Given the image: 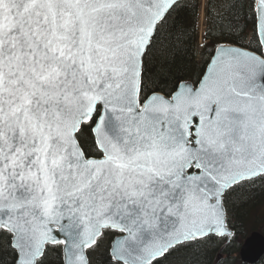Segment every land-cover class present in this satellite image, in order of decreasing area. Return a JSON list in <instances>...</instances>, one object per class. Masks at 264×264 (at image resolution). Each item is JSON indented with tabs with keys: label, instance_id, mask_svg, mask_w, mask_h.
Segmentation results:
<instances>
[{
	"label": "snow or ice",
	"instance_id": "obj_1",
	"mask_svg": "<svg viewBox=\"0 0 264 264\" xmlns=\"http://www.w3.org/2000/svg\"><path fill=\"white\" fill-rule=\"evenodd\" d=\"M199 8L0 0V264H202L236 238L228 203L264 183V0ZM201 24L189 79L169 57Z\"/></svg>",
	"mask_w": 264,
	"mask_h": 264
},
{
	"label": "trees",
	"instance_id": "obj_2",
	"mask_svg": "<svg viewBox=\"0 0 264 264\" xmlns=\"http://www.w3.org/2000/svg\"><path fill=\"white\" fill-rule=\"evenodd\" d=\"M227 2V0H213V3L219 4ZM201 9V1L199 0ZM208 0H206V4ZM215 11V9H213ZM242 23H244L242 21ZM244 29V41L242 46H248L252 42L253 28L252 21L246 22ZM204 37L205 45L199 49V29L195 34V39L191 45L181 44L172 51L169 59L170 67L173 72H181L186 74V78L195 79L197 75L206 67V63L210 58V53L214 45L213 38ZM207 49V50H206ZM165 56H169L165 52ZM205 56V59L204 57ZM229 218L231 223L237 229V236L232 239V243L224 250V255L219 261L218 249L223 243V239H213L207 243L204 248V255L201 258L202 264H249L242 261L239 247L243 239L250 234L253 229H259L264 232V186H255L241 190V194L234 197L227 205ZM195 264V261H194ZM255 264H264V257Z\"/></svg>",
	"mask_w": 264,
	"mask_h": 264
},
{
	"label": "water",
	"instance_id": "obj_3",
	"mask_svg": "<svg viewBox=\"0 0 264 264\" xmlns=\"http://www.w3.org/2000/svg\"><path fill=\"white\" fill-rule=\"evenodd\" d=\"M234 231L237 233L236 228H234ZM231 243L232 239H223V243L217 251L219 254L217 261H219L224 256V250ZM239 252L242 261H245L249 264H255L256 262L260 261L264 257V232L259 229H253V231L243 239V242L239 247Z\"/></svg>",
	"mask_w": 264,
	"mask_h": 264
},
{
	"label": "rangeland",
	"instance_id": "obj_4",
	"mask_svg": "<svg viewBox=\"0 0 264 264\" xmlns=\"http://www.w3.org/2000/svg\"><path fill=\"white\" fill-rule=\"evenodd\" d=\"M206 0H201V3H202V10H201V16H200V19L203 20V11H204V5L206 4L205 3ZM199 49H200V46L202 45V43L204 42V37H203V24H201V27L199 28ZM204 59H205V56H203ZM255 186H264V183H261V182H258ZM255 186H251L249 188H252V187H255ZM226 255V254H225Z\"/></svg>",
	"mask_w": 264,
	"mask_h": 264
},
{
	"label": "bare ground",
	"instance_id": "obj_5",
	"mask_svg": "<svg viewBox=\"0 0 264 264\" xmlns=\"http://www.w3.org/2000/svg\"><path fill=\"white\" fill-rule=\"evenodd\" d=\"M241 256V255H240Z\"/></svg>",
	"mask_w": 264,
	"mask_h": 264
}]
</instances>
